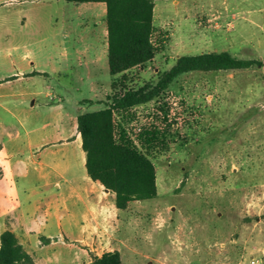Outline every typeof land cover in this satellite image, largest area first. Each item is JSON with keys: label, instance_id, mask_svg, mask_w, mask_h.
<instances>
[{"label": "rangeland", "instance_id": "obj_1", "mask_svg": "<svg viewBox=\"0 0 264 264\" xmlns=\"http://www.w3.org/2000/svg\"><path fill=\"white\" fill-rule=\"evenodd\" d=\"M152 41L155 57L128 72L127 86L155 84L184 54L228 51L256 63L182 74L152 101L116 111L117 136L125 127L147 145L157 172L159 194L141 207L147 241L135 249L147 264H264V0H157ZM52 79L68 107L92 98L83 112L115 93L110 73L94 92ZM147 131L157 132L153 143Z\"/></svg>", "mask_w": 264, "mask_h": 264}, {"label": "crops", "instance_id": "obj_2", "mask_svg": "<svg viewBox=\"0 0 264 264\" xmlns=\"http://www.w3.org/2000/svg\"><path fill=\"white\" fill-rule=\"evenodd\" d=\"M106 14L104 1L0 0V236L13 231L36 264H91L115 250L123 264H147L135 248L149 201L119 209L88 175L78 115L92 98L68 107L53 91L52 78L77 92L103 84Z\"/></svg>", "mask_w": 264, "mask_h": 264}, {"label": "trees", "instance_id": "obj_3", "mask_svg": "<svg viewBox=\"0 0 264 264\" xmlns=\"http://www.w3.org/2000/svg\"><path fill=\"white\" fill-rule=\"evenodd\" d=\"M104 1L107 4L108 62L111 87L115 91L106 107L79 113L78 129L83 140L88 175L115 193L116 205L125 209L133 200L151 201L158 196L157 172L144 144L136 145L122 127L116 134V111H128L146 104L165 92L182 74L249 68L256 62L240 59L228 51L180 55L161 73L155 84L127 86L128 72L152 60L157 49L152 41L154 8L157 0H67ZM119 88V90H118ZM148 142L157 132H146ZM148 143V145H149ZM146 148V150H145ZM0 264H36L17 235L5 230L0 236ZM91 264H123L119 251L94 255Z\"/></svg>", "mask_w": 264, "mask_h": 264}, {"label": "built area", "instance_id": "obj_4", "mask_svg": "<svg viewBox=\"0 0 264 264\" xmlns=\"http://www.w3.org/2000/svg\"><path fill=\"white\" fill-rule=\"evenodd\" d=\"M255 262H256V260H253V261H252V264H255Z\"/></svg>", "mask_w": 264, "mask_h": 264}]
</instances>
